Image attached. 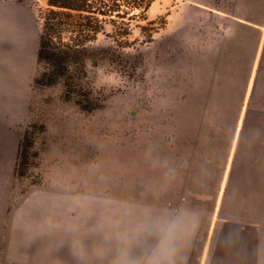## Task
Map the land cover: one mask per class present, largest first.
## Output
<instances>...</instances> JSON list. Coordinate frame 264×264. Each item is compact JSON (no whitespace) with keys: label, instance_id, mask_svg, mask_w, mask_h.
Returning <instances> with one entry per match:
<instances>
[{"label":"rangeland","instance_id":"obj_1","mask_svg":"<svg viewBox=\"0 0 264 264\" xmlns=\"http://www.w3.org/2000/svg\"><path fill=\"white\" fill-rule=\"evenodd\" d=\"M18 1L35 9L40 31L47 0ZM127 10L96 36L63 27L61 64L35 66L15 129L30 143L24 175L0 177V264H21L13 251L68 264L73 233L86 238L87 264H115L120 246L144 242L138 230L156 205L203 213L192 264L209 263L224 221L263 230L264 0Z\"/></svg>","mask_w":264,"mask_h":264},{"label":"crops","instance_id":"obj_2","mask_svg":"<svg viewBox=\"0 0 264 264\" xmlns=\"http://www.w3.org/2000/svg\"><path fill=\"white\" fill-rule=\"evenodd\" d=\"M262 29L264 31V27ZM39 34L36 11L33 7L18 0H0V177L8 178L15 175L20 142L15 129L24 122L27 115L34 69L37 64ZM243 158L239 159V163L234 167L235 173L230 178L233 184H229L230 188L235 187L238 190V186L241 185L240 178L247 169L244 164L248 161V158ZM10 187L13 186H5L4 189L8 190ZM7 203L9 208L11 201ZM171 208L173 207L153 206L156 212ZM191 213L195 227L180 250L179 264L193 263L205 223L203 213L198 211ZM220 222L223 223L222 220ZM220 227L208 264H264V228L260 232L253 227L244 231L245 228L239 223L230 221H224ZM85 240L86 238L79 237L78 233H73L66 243H63L65 240H60L70 249V254L66 255L68 264H87L85 250L88 251L90 247L88 248ZM143 241L129 245L128 248L126 244L120 246L114 254L120 258L116 260L117 262H113L119 264L125 257H140L142 247H147V241ZM111 246L109 249L112 248ZM68 249L64 246V252ZM98 249H101L105 256L104 243L101 248H96V251ZM8 258L10 260L15 258L13 260L21 264H47L43 254L25 255L13 251ZM51 263L63 264L60 258H55Z\"/></svg>","mask_w":264,"mask_h":264},{"label":"trees","instance_id":"obj_3","mask_svg":"<svg viewBox=\"0 0 264 264\" xmlns=\"http://www.w3.org/2000/svg\"><path fill=\"white\" fill-rule=\"evenodd\" d=\"M155 1L156 0H47L49 8L52 9L51 14L53 17L50 14V17L48 16L44 23L41 24L37 62L39 64L41 62L54 63L57 65L61 64L59 55L55 53V35L60 33L58 39L61 40V33L63 31L68 32L70 36L73 37L74 32L77 30L78 32H92L93 35L96 36L106 25L114 29L117 28L118 22L115 20V17H123L119 14L122 11V7L128 9L125 14L131 17L134 11L138 10L142 13L150 8ZM71 14H74L75 16L73 17H76L78 20L70 22V18H72ZM65 15L69 16L66 20L64 18ZM92 15H97L99 18L104 17V20L97 18L92 20ZM58 16L61 17V19H59ZM63 27L65 30L62 31L61 29ZM94 36L93 38H95ZM70 44L71 43L68 42L67 46H70ZM70 56L71 54H66L62 60L66 61ZM41 83V78L36 76L34 84L38 85ZM29 144L28 134L26 133L19 142L15 166V177L17 178L24 175L23 169L27 164V149L30 146Z\"/></svg>","mask_w":264,"mask_h":264},{"label":"clouds","instance_id":"obj_4","mask_svg":"<svg viewBox=\"0 0 264 264\" xmlns=\"http://www.w3.org/2000/svg\"><path fill=\"white\" fill-rule=\"evenodd\" d=\"M195 227L193 214L186 208L162 209L147 216L138 236L147 247L138 258L125 257L119 264H179L181 248Z\"/></svg>","mask_w":264,"mask_h":264},{"label":"water","instance_id":"obj_5","mask_svg":"<svg viewBox=\"0 0 264 264\" xmlns=\"http://www.w3.org/2000/svg\"><path fill=\"white\" fill-rule=\"evenodd\" d=\"M138 11H135V13H137Z\"/></svg>","mask_w":264,"mask_h":264}]
</instances>
